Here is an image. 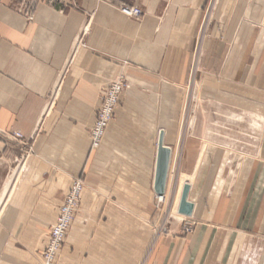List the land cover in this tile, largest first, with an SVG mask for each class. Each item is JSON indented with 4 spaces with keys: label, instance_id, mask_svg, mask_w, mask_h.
I'll return each mask as SVG.
<instances>
[{
    "label": "crops",
    "instance_id": "1",
    "mask_svg": "<svg viewBox=\"0 0 264 264\" xmlns=\"http://www.w3.org/2000/svg\"><path fill=\"white\" fill-rule=\"evenodd\" d=\"M116 80L121 102L93 145L102 92ZM191 85L260 111L261 138L226 185L203 158L198 123L183 152L198 143L192 175L206 193L196 228L153 250L159 131L173 160ZM77 179L80 207L57 264H264V0H44L32 18L2 0L0 264L41 263Z\"/></svg>",
    "mask_w": 264,
    "mask_h": 264
},
{
    "label": "rangeland",
    "instance_id": "2",
    "mask_svg": "<svg viewBox=\"0 0 264 264\" xmlns=\"http://www.w3.org/2000/svg\"><path fill=\"white\" fill-rule=\"evenodd\" d=\"M201 49L199 48V50ZM197 56L198 54H196ZM121 97L122 95L120 96L119 104ZM180 115L183 126L182 134L173 154L166 192L167 200L159 203L155 198L153 204V250L162 237L177 234L187 236L193 233L196 228L197 223L192 219L193 217L186 218V216L179 214L177 204L181 182L187 181L193 182L190 197L191 200L197 203L196 209L203 208L202 196L206 192L202 191L201 185H198L197 176L194 177L192 175L197 156L196 152H198V143L196 142L192 154L183 153L188 139L197 141L198 123L205 124L207 132L203 158L209 159L210 163L219 164L217 169L221 171L220 173H223L226 185L239 173L240 163L245 159L246 154H255L258 150L263 129V114L254 110L251 105L241 102L230 103L227 98L222 100L215 99L209 94H203L201 91L199 93L198 89L195 86L193 87V85L187 92ZM81 194L82 191L78 198L74 218L61 243L60 250L54 256L51 264H57L61 248L66 243L68 232L80 207ZM188 222H190L191 228L186 231L185 227L189 224ZM47 245L48 241L45 248Z\"/></svg>",
    "mask_w": 264,
    "mask_h": 264
},
{
    "label": "built area",
    "instance_id": "3",
    "mask_svg": "<svg viewBox=\"0 0 264 264\" xmlns=\"http://www.w3.org/2000/svg\"><path fill=\"white\" fill-rule=\"evenodd\" d=\"M44 0H18L19 11L32 18L33 13L39 3ZM2 0H0L1 4ZM121 12L131 18H138L142 14L139 6L123 5ZM124 84L120 80L114 81L108 88L102 92V104L97 112L95 123L91 129V138L93 145H97L105 137L107 129L115 115L116 109L119 104L120 96L122 95ZM12 136L22 139L23 135L20 132H12ZM83 189V180L77 179L69 194L67 195L59 213L58 220L51 226L48 245L44 249L42 261L40 264H51L54 256L60 250L61 243L63 242L66 232L74 218L76 207L78 205V198ZM166 198L165 200H163ZM159 203L167 200V193L164 195H156ZM191 218V217H186ZM185 227L186 231L190 230V222Z\"/></svg>",
    "mask_w": 264,
    "mask_h": 264
},
{
    "label": "water",
    "instance_id": "4",
    "mask_svg": "<svg viewBox=\"0 0 264 264\" xmlns=\"http://www.w3.org/2000/svg\"><path fill=\"white\" fill-rule=\"evenodd\" d=\"M172 160V148L165 144V131H159L157 143L156 171L154 179V190L156 195H164L167 192L169 173ZM192 185L186 182L182 189L178 212L186 217H193L196 205L190 199Z\"/></svg>",
    "mask_w": 264,
    "mask_h": 264
},
{
    "label": "bare ground",
    "instance_id": "5",
    "mask_svg": "<svg viewBox=\"0 0 264 264\" xmlns=\"http://www.w3.org/2000/svg\"><path fill=\"white\" fill-rule=\"evenodd\" d=\"M187 181H183L181 182V186H180V192L178 193V197H179V201H178V204H177V211H178V207H179V202H180V198H181V194H182V189H183V186L184 184L186 183ZM166 198H164L163 200H165Z\"/></svg>",
    "mask_w": 264,
    "mask_h": 264
}]
</instances>
